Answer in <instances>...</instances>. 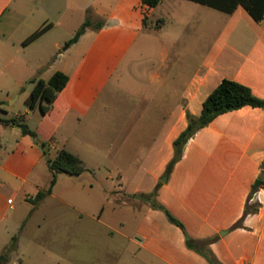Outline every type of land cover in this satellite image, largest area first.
Segmentation results:
<instances>
[{"label": "crops", "instance_id": "0c3cea01", "mask_svg": "<svg viewBox=\"0 0 264 264\" xmlns=\"http://www.w3.org/2000/svg\"><path fill=\"white\" fill-rule=\"evenodd\" d=\"M79 1L80 11L88 15L90 23L104 17L105 10L96 8L95 0ZM115 1L111 10L121 9V0ZM173 5L171 0H160L148 8L140 0L130 4L127 16L119 21L132 35L141 29L158 33L171 16ZM179 5L184 12L188 5L193 10L176 23L179 35L156 38L162 48H179L171 57L172 69L177 70L167 71L169 56L160 52V68L145 75L142 93L130 91L136 105L128 109L126 123L116 124L118 133L121 129L126 134L108 142L107 152L113 155L103 174L114 182L106 193L114 203L112 209H127V216L118 217L113 224L102 218L103 205L109 197L94 213L85 210V197L80 204L59 199L76 212L64 218L65 234L70 240L80 241L89 237L98 240L105 234L109 245L104 248L113 255V264H212L209 257L215 264H264V108L244 106L217 115L188 139L180 159L165 173L173 157V141L187 126V114L198 117L203 101L222 79L242 84L264 100V19L255 21L241 6L228 14L190 0H179ZM53 8L62 16L67 35L51 45L39 43L31 54L27 51L30 44L56 25L48 20ZM70 12L71 0H0V93L6 99L19 95L23 82L33 73L48 81L54 72L61 71L67 75V83L51 107L41 113L45 115L54 107L71 79L66 61L59 62L80 44L88 28L76 42L60 51L63 40L70 35L71 29L66 26ZM40 15L43 22L39 21ZM45 23L51 26L23 44ZM94 50L98 52L97 47ZM54 51V63L44 68ZM114 54V49L99 52L98 63L109 64ZM104 76L93 70L79 90L66 91L70 98L59 126L80 123L82 119L84 125L76 137L65 138L61 147L50 141L47 147L41 144L39 151L38 145L29 144L28 135L17 126L0 123V263L9 264L15 253L18 264H25L22 237L29 225L39 228L40 221L33 216L49 206L47 200L55 198L53 187L58 174L47 192L51 179L47 159H54L60 149H65L79 157L85 167L79 175L64 174L69 182H80L81 192L98 183L96 174L101 166L88 165L86 157L103 152L102 141L88 134L96 136L99 127L96 109L100 107L99 87ZM0 112L8 113L2 107ZM24 117L26 112L15 119L22 122ZM39 191L44 196L31 202L29 199ZM153 191V198H141ZM253 207L255 212L245 214V209ZM164 210L183 228L171 223ZM79 256L87 261L86 248L79 250ZM16 260L12 264H17Z\"/></svg>", "mask_w": 264, "mask_h": 264}, {"label": "rangeland", "instance_id": "374dc122", "mask_svg": "<svg viewBox=\"0 0 264 264\" xmlns=\"http://www.w3.org/2000/svg\"><path fill=\"white\" fill-rule=\"evenodd\" d=\"M171 1L175 5L170 10L171 16L167 17L166 24L160 32L156 33L153 29H141L135 32L134 35L127 28H124L119 18H125L128 6L130 4H137L140 0H121V9L115 8L114 10H111V8L116 2L115 0L93 1L96 8L105 10V15L104 17L99 16L93 19L86 32L81 36L82 40L80 44L71 48L67 58L60 60L59 63L66 61L64 63L67 66L71 79L66 89L59 94L54 107L45 115L41 113L38 107L31 110L24 103L33 86L31 80L38 78L35 73L23 82V88L19 95L15 94L10 99H6L5 95L0 93V100L2 102L0 107L8 111L6 115L0 112V116L16 118L17 116L24 115L26 112V117L22 119V122L26 124L29 130L34 132V136L28 135L26 139L29 144H37L39 151H41V144L47 147L50 141L57 142L61 147V142L65 138L68 136L76 137L80 126L84 125L82 119L80 123L74 122L73 125L67 123L59 126L60 120L63 118L66 110V102L70 98L69 95L67 96L66 91L73 93L79 90L82 83L86 80V76L93 70L97 69L98 72L100 71L102 75H105L104 79H102L103 84L101 83L99 87L101 97L98 103L100 107L98 106L96 109L99 127L97 128L96 136L91 133L88 134V137H97L102 141L100 149L103 152H100L102 156H99V154L97 157L91 155L86 157L88 165L100 164L101 170L96 174L99 181L97 184H94L93 189L88 188L86 191L81 192L80 182L72 184L69 182L70 180L68 179L70 178L67 175H57L58 178L53 187L55 198L47 200L46 203L49 202V206L37 210L33 216L34 219L40 221L39 228L29 225L22 237V251L26 258L25 264H64L65 261L75 264H113V255H109V252L107 253L104 248L105 245H109V241L106 237L104 238L105 234H103V238H99L98 240L91 237L81 241L68 239L65 234L64 218L73 216L76 212L64 205L59 199L64 200V198H67L72 202L80 204L81 198L85 197V210L94 213L99 208V204L103 203L102 200L109 197L103 205L102 218L113 224L118 217L127 216V209L119 210L117 207H115V210L112 209L114 203L111 196L106 193L114 182L110 178L106 179V176L103 174L104 168H108V165L111 163L113 155V152H107L108 142L112 138L122 137L126 134V130H123L124 133H121V129L118 133L116 124L118 121L120 125L127 122L128 109L136 105L133 93H142L146 81L145 75L160 68V52L169 56L168 61L170 63L168 62V65L170 67L167 71L177 70L172 69L171 57L176 52H179V48H162L157 43L156 38L158 36L175 38L179 35L176 23L179 22V19L186 18V16L189 17L193 10L188 5V8H186L187 12H184L180 9L182 5H179V0ZM81 5V1L71 0L70 23L66 24L67 27H70L71 31L70 35L63 40L65 43L60 48V51L70 46L67 45L68 40L74 35L80 23L84 20L85 16L80 11ZM54 8L50 11L51 15L48 17V20L56 23L55 27L44 34L39 40L30 44L27 51H30L31 54L35 51L34 49L38 48L39 43L45 42L44 44L47 45L48 43V45H51L54 40H62L61 38L67 35L64 30L65 22L62 16L54 13ZM112 13L114 14L113 16ZM87 16L85 19L88 18ZM40 20H44L42 15L39 16ZM66 22H68L67 19ZM95 47L98 49L97 53L94 50ZM88 49L94 51L92 53H85ZM112 49H114L115 54L113 57L111 56L109 64L106 61L100 65L97 57L99 52H106ZM54 57H56V51L53 52L52 60L49 59L44 62V68L54 63ZM56 63H58V60ZM112 65L114 66L113 68L111 67ZM130 91H133V93ZM113 124L115 125L114 127ZM72 130H75V132L72 133ZM66 189H69L68 194H66ZM8 197L11 198V195H8ZM30 246L33 248L30 249ZM85 248L88 253L86 262L83 259L81 260L79 256V250H84ZM16 256L15 253L11 254L12 261L16 260ZM5 258H8V256L6 255ZM12 261L9 264H12ZM16 263L18 264V259ZM0 264L7 263L3 261Z\"/></svg>", "mask_w": 264, "mask_h": 264}, {"label": "trees", "instance_id": "16d2710c", "mask_svg": "<svg viewBox=\"0 0 264 264\" xmlns=\"http://www.w3.org/2000/svg\"><path fill=\"white\" fill-rule=\"evenodd\" d=\"M148 8L155 7L160 0H141ZM196 3L207 5L211 8L217 9L225 13H231L237 6L243 7L247 13L255 20L261 21L264 19V0H190ZM90 25V20L86 18L74 35L68 40L67 45H70L78 40L84 33L85 28ZM51 26V23H45L34 30L25 40L23 44H27L41 35ZM68 77L61 71H56L52 74L48 81L41 78L33 79V87L30 90L29 96L26 100L28 108L33 109L39 107L42 113H45L50 107L59 91H61L66 83ZM45 103V104H43ZM244 106L261 107L264 108V100L255 97L251 90L237 82L222 79L219 84L208 94L202 103V108L198 117L193 118L187 114V126L173 141V157L168 163L165 173L168 174L174 163L180 159L185 143L191 138L197 130L205 126L217 115L239 109ZM0 123L4 125L17 126L22 134L34 136V132L15 118L1 119ZM47 168L51 173L50 184L47 192H50L51 187L55 183L57 174L79 175L85 170L83 161L65 149H60L54 159L46 160ZM258 184L256 181L253 184L254 190ZM44 196V193L39 191L31 202H37ZM154 191L148 195H141V198L149 200L153 198ZM154 204V203H153ZM156 206V205H154ZM160 208L159 206H156ZM256 211V207L245 209V214ZM167 219L176 226L183 228L182 224L176 220L170 213L164 210ZM236 223L235 226H238ZM15 238L12 239L11 246ZM187 244L191 246L190 241ZM212 264H215L213 259L209 257Z\"/></svg>", "mask_w": 264, "mask_h": 264}, {"label": "built area", "instance_id": "2783aa9c", "mask_svg": "<svg viewBox=\"0 0 264 264\" xmlns=\"http://www.w3.org/2000/svg\"><path fill=\"white\" fill-rule=\"evenodd\" d=\"M8 202H10V201H8Z\"/></svg>", "mask_w": 264, "mask_h": 264}]
</instances>
